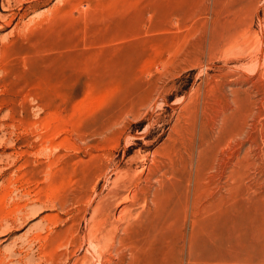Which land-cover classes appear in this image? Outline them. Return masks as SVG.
Wrapping results in <instances>:
<instances>
[{
	"label": "rangeland",
	"instance_id": "rangeland-1",
	"mask_svg": "<svg viewBox=\"0 0 264 264\" xmlns=\"http://www.w3.org/2000/svg\"><path fill=\"white\" fill-rule=\"evenodd\" d=\"M116 263L264 264V0H0V264Z\"/></svg>",
	"mask_w": 264,
	"mask_h": 264
},
{
	"label": "bare ground",
	"instance_id": "bare-ground-1",
	"mask_svg": "<svg viewBox=\"0 0 264 264\" xmlns=\"http://www.w3.org/2000/svg\"><path fill=\"white\" fill-rule=\"evenodd\" d=\"M119 194H120V193H119ZM156 199H157V198H156ZM153 203H154V202H153ZM159 206H160V205H159ZM122 213H123V212H122ZM136 214L139 215L138 213H132V212H130V213H129V219L131 218L132 220H135L136 217H137ZM131 219H130V220H131ZM101 222H102V221H101ZM100 224H101V223H100ZM128 232H129V231H128ZM125 233H126V232H125ZM118 236H119V235H118ZM127 236H128V235H127ZM93 242H94V241H93ZM95 242H96V241H95ZM96 243H97V242H96ZM120 243H121V242H120ZM97 244H98V243H97ZM99 246H100V245H99ZM96 247H97V245H96ZM96 247H95V248H96ZM112 247H113V246H112ZM119 249H120V248H119ZM121 249H122V248H121ZM116 251L118 252L119 250H116ZM117 252H116V253H117ZM123 253H124V252H123ZM139 253H140V252H139ZM99 254H100V253H99ZM118 254H119V253H118ZM132 254H133V253H132ZM131 256H132V255H131ZM134 259H136V257H135ZM94 260H95V258H94ZM108 262H109V261H108ZM132 262H133V261H132ZM112 263H113V262H112ZM116 264H118V263H116Z\"/></svg>",
	"mask_w": 264,
	"mask_h": 264
}]
</instances>
